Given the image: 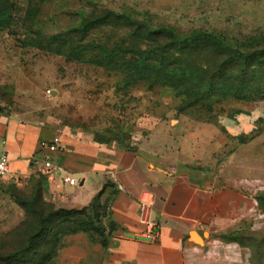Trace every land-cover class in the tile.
I'll return each mask as SVG.
<instances>
[{"label":"rangeland","instance_id":"1","mask_svg":"<svg viewBox=\"0 0 264 264\" xmlns=\"http://www.w3.org/2000/svg\"><path fill=\"white\" fill-rule=\"evenodd\" d=\"M11 19L10 29H0V102L61 133H77L102 145L132 146L146 134L145 120L153 108L178 111L185 97L178 87L186 91L192 84L172 85L166 69L176 66L202 83L210 73L217 81L226 78L233 90L245 84L243 93L250 97L245 101L224 99L219 91L208 97L191 87L189 101L202 98L215 109L195 108L197 112L216 117L233 108L264 110V0H35ZM205 35L263 58H254L240 80L238 66L224 67L226 56L199 40ZM204 63L209 66L203 68ZM48 189L42 174L15 185V206L0 221V255L26 247L37 232L40 211L54 235L65 225L49 215L85 211L59 207ZM79 218L88 222L84 215ZM253 234L242 242L264 264V230Z\"/></svg>","mask_w":264,"mask_h":264},{"label":"crops","instance_id":"2","mask_svg":"<svg viewBox=\"0 0 264 264\" xmlns=\"http://www.w3.org/2000/svg\"><path fill=\"white\" fill-rule=\"evenodd\" d=\"M11 1L17 10L29 2ZM256 110L212 117L153 108L146 134L128 147L61 133L0 102V158L7 154L11 168L0 182V221L15 206V185L42 174L56 205L96 208L106 229V245L87 233L65 236L52 264H260L242 242L264 230V110ZM56 137L61 151L43 146ZM47 154L78 185L47 171ZM146 192L160 225L152 238L138 215Z\"/></svg>","mask_w":264,"mask_h":264},{"label":"trees","instance_id":"3","mask_svg":"<svg viewBox=\"0 0 264 264\" xmlns=\"http://www.w3.org/2000/svg\"><path fill=\"white\" fill-rule=\"evenodd\" d=\"M35 0H29V4H32ZM17 11V4L11 0H0V29H10L11 26V19L16 15ZM199 40H206L208 43L216 46L217 52L221 53L222 55L226 56V64L229 65H236L239 67V79L241 80L242 76L245 73L247 67L252 66V62L254 58L256 60H262L263 55L259 56H250L244 55L238 51H234L231 48L222 45L220 42L217 41L216 37L213 35H205L204 37H200ZM205 66H209L207 63L203 64V68ZM201 68V67H199ZM166 74L169 78L173 79L172 85L175 81H182L191 83V87L194 89H200L205 96H211L212 93L219 91L224 94V99H233L238 101H245L250 99L249 95L243 93L244 86L239 83V86L233 90L231 85L225 83L226 78H220L218 81L215 79L214 74H207L206 78L203 79V83L200 82L199 76L192 75L189 76V73L186 74V70L179 68L176 66L172 69H166ZM210 74V75H209ZM200 75V74H199ZM228 82V80L226 81ZM166 85V86H172ZM177 84L173 85L174 87ZM188 87L186 91H183L182 87L179 88L180 96H185L181 101V104L178 106V112H184L185 110L191 108H200L206 110L208 113H214L215 109L213 104H205L202 103L203 99L198 98L194 101H189V96L191 97V93L193 89ZM243 89V90H242ZM251 96V95H250ZM188 97V98H187ZM92 207H88L84 209V212L78 211H71L67 212L64 210L56 211L49 215V219L60 220L62 221L61 224L65 225L64 230L61 232L60 235H54V228H50L47 226L48 219L43 217L42 212H39V219L37 220L36 230L37 232L28 237V242L24 249H20L18 252L13 254L7 255H0V264H35V258H38V263L36 264H47L54 261L58 251L62 247L63 243L62 240L65 236L77 233H87L92 237L93 241H99L103 245H106L107 240L105 239V232L106 229L102 222L101 216L99 215L97 209L95 208V213L91 212ZM79 215H84L87 221L79 218ZM88 215V216H87ZM96 218L99 219L97 223L95 222ZM62 227V226H61ZM60 236V238H58ZM38 237H43V241L37 242ZM54 241V243H53ZM53 243V248L47 249L44 253L42 252V247L50 246ZM34 254L31 256V254ZM35 257V258H34Z\"/></svg>","mask_w":264,"mask_h":264},{"label":"built area","instance_id":"4","mask_svg":"<svg viewBox=\"0 0 264 264\" xmlns=\"http://www.w3.org/2000/svg\"><path fill=\"white\" fill-rule=\"evenodd\" d=\"M44 147L49 148L51 151H61L62 142L60 137H56L53 141L44 142ZM44 168L52 172L56 175H61L63 178V182L72 186L78 185V181L71 178L65 168L60 164L54 161V157L52 155H45L44 158ZM10 161L7 154H4L0 158V182L3 181L10 174ZM154 197L151 193L146 192L142 195L139 200V219L140 222L146 226L147 233L145 236L147 238H152L153 231L159 228V223L153 219V211H154Z\"/></svg>","mask_w":264,"mask_h":264},{"label":"bare ground","instance_id":"5","mask_svg":"<svg viewBox=\"0 0 264 264\" xmlns=\"http://www.w3.org/2000/svg\"><path fill=\"white\" fill-rule=\"evenodd\" d=\"M193 239H195V240L198 241L199 243H200V242L202 243L201 239H200L196 234L193 235Z\"/></svg>","mask_w":264,"mask_h":264}]
</instances>
